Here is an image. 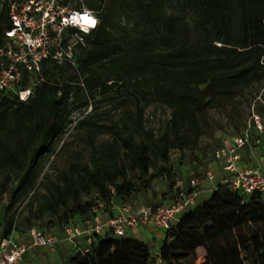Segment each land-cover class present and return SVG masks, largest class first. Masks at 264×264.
Masks as SVG:
<instances>
[{
	"label": "trees",
	"instance_id": "1",
	"mask_svg": "<svg viewBox=\"0 0 264 264\" xmlns=\"http://www.w3.org/2000/svg\"><path fill=\"white\" fill-rule=\"evenodd\" d=\"M9 1L0 0V38L10 27ZM84 3L96 12L98 24L76 47V68L45 60L40 75L23 73L18 89L32 91L25 102L11 92L0 94V198L15 196L35 179L40 157L53 151L68 125L86 133L88 159L69 162L29 202L32 215L56 218L61 232L99 211L109 209L114 216L112 205L150 192L158 177L168 180L172 199L178 170L171 152H195L211 110L228 115L247 91L264 89V0ZM170 8L176 12L168 13ZM119 96L127 98L113 109L127 102L130 107L123 119L98 121L99 105ZM149 104L169 111L159 130L145 126ZM75 112L87 113L73 121ZM96 135L109 139L97 144ZM194 162L209 165L200 158ZM163 231L159 253L128 232L115 236L107 230L92 236L87 252L71 253L66 262L196 264L202 258L201 264H264V199L258 195L219 184ZM13 232L9 225L5 239Z\"/></svg>",
	"mask_w": 264,
	"mask_h": 264
},
{
	"label": "built area",
	"instance_id": "2",
	"mask_svg": "<svg viewBox=\"0 0 264 264\" xmlns=\"http://www.w3.org/2000/svg\"><path fill=\"white\" fill-rule=\"evenodd\" d=\"M8 19L10 27L0 38V94L11 92L23 102L32 92L30 88L18 89L23 73L40 75L45 60L52 61L56 66L76 68V47L83 44V36L98 24L95 11L84 6L71 7L64 0H10ZM251 127L262 132L261 118L257 114H251L242 135L223 141L213 151V157L229 175L221 178L220 184L243 195H258L264 199V171L238 168L240 151L251 143ZM172 165L175 167L174 163ZM205 177L213 182L215 173L209 170ZM172 189L174 196L168 205H112L111 209L116 211L114 216L109 213L102 215L104 211H99L81 226H66L61 236L31 227L27 231V242H18L13 238V232L0 243V264H19L33 250L54 252L62 243L68 244L74 252L85 253L92 236L102 235L107 230L115 236H123L128 230L140 226L170 229L195 204L200 193L199 180L195 177L175 179ZM81 240L85 243L83 247Z\"/></svg>",
	"mask_w": 264,
	"mask_h": 264
},
{
	"label": "rangeland",
	"instance_id": "3",
	"mask_svg": "<svg viewBox=\"0 0 264 264\" xmlns=\"http://www.w3.org/2000/svg\"><path fill=\"white\" fill-rule=\"evenodd\" d=\"M71 7L84 6V0H69ZM176 12L173 9H168V13ZM50 78H52L50 76ZM61 80V78H59ZM125 96V95H124ZM127 97H115L113 100H106L99 105L96 111V118L101 123H109L110 121L119 122L123 119L126 111L130 108L129 102L117 107V104ZM89 112V109L87 110ZM86 112V113H87ZM80 112L72 114L71 119L77 121L83 115ZM251 114H257L261 118L262 132H258L251 127V142L259 139L262 152L261 158L264 164V89L254 87L247 91V95L243 98L237 109L228 115L219 111L211 110L209 113V128L201 136L198 144V148L195 152L185 151L179 153L177 151L171 152L170 161L177 167L176 179L184 178L181 166L183 164H190L193 160L202 159L207 163H211V156L213 151L218 148L223 141L235 137V134H239L242 128L248 126ZM169 118V111L158 104H149L145 110L143 119L147 128L159 130L163 128L165 122ZM75 123L68 125L64 129V133L60 142L53 147V151L44 154L39 159V166L36 171L35 179L28 184V186L15 196L12 193H5L0 198V243L6 238L4 237V231L11 225L12 229H15V233L21 235L23 242H27V231L31 227L42 229L44 232L59 236L61 235L63 225L58 222L56 218L44 215L41 218H37L34 215V210L29 209V202L37 198L43 192V186L47 179H52L54 176L63 170L69 162L73 161H85L89 156V148L87 146V136L84 130L75 129ZM107 135H96L95 142L101 143L108 140ZM154 173V172H152ZM185 178H190L185 176ZM16 182L12 183V188L16 186ZM169 186L168 180L163 176L158 177L153 182L150 192L140 193L134 196L130 205L136 207L141 204H152L156 199L157 189H167ZM90 197H96L95 193H92ZM89 197H84L87 200ZM39 200L34 201V208L38 204ZM117 206H119L117 204ZM108 210H104V213H109ZM12 234V233H11ZM14 238V237H13ZM15 239V238H14ZM17 239L16 241H18ZM21 242V240H19ZM18 241V242H19ZM151 252L159 253L158 246L153 244ZM62 253H50L48 250H39L27 253L19 264H67L61 255ZM202 258L198 259L196 264H201Z\"/></svg>",
	"mask_w": 264,
	"mask_h": 264
},
{
	"label": "crops",
	"instance_id": "4",
	"mask_svg": "<svg viewBox=\"0 0 264 264\" xmlns=\"http://www.w3.org/2000/svg\"><path fill=\"white\" fill-rule=\"evenodd\" d=\"M260 146H261V143L259 139H257V141L251 142L248 148H245L241 152L242 155H241L240 162L238 164L239 169H257L259 171H264V164L261 158L262 152L260 150ZM181 169H182V173L184 177L185 176H189V177L195 176V178L199 180L200 193L195 200V204L200 203L204 198L209 196L216 189L217 185L221 183L220 182L221 178L229 176L226 172L222 170V164L213 159L211 163L205 167L203 165L201 166L199 163L194 162L192 164H186V165L183 164L181 166ZM209 170L215 173V180L213 182H210L205 177L206 172ZM196 171H197L198 176L195 175ZM156 191L158 192L156 193L155 201H153V203H155L154 205H168L171 199H170V195L166 194V190L159 187V189H157ZM102 215H105V213L104 214L102 213ZM127 232L129 233V235L141 241L152 243L155 246H159L164 237V231L157 229L153 226H140V227L128 230ZM12 236L15 238V240L19 239L21 240V242H23L22 241L23 238L20 239L21 235H19L18 233H14L12 234ZM80 245L82 247L85 246L84 240L80 241ZM39 250H44V249H36V250H33L32 252L35 253L36 251H39ZM57 251L62 253L61 255L63 257V260L65 261L67 260L68 256L71 253H74L71 247L66 243L59 244L56 250L50 253L54 254V253H57Z\"/></svg>",
	"mask_w": 264,
	"mask_h": 264
},
{
	"label": "clouds",
	"instance_id": "5",
	"mask_svg": "<svg viewBox=\"0 0 264 264\" xmlns=\"http://www.w3.org/2000/svg\"><path fill=\"white\" fill-rule=\"evenodd\" d=\"M90 23H92L93 21H89ZM94 23H95V21H94Z\"/></svg>",
	"mask_w": 264,
	"mask_h": 264
},
{
	"label": "snow or ice",
	"instance_id": "6",
	"mask_svg": "<svg viewBox=\"0 0 264 264\" xmlns=\"http://www.w3.org/2000/svg\"><path fill=\"white\" fill-rule=\"evenodd\" d=\"M92 23H94V21Z\"/></svg>",
	"mask_w": 264,
	"mask_h": 264
}]
</instances>
